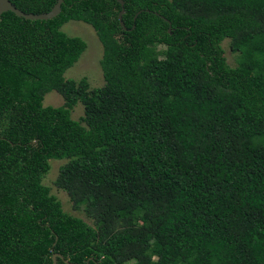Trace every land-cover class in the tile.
<instances>
[{"label":"trees","instance_id":"16d2710c","mask_svg":"<svg viewBox=\"0 0 264 264\" xmlns=\"http://www.w3.org/2000/svg\"><path fill=\"white\" fill-rule=\"evenodd\" d=\"M123 6L125 28L117 0L0 16V264H264V0ZM69 20L102 45L101 86L64 76L87 46ZM50 159L91 224L43 183Z\"/></svg>","mask_w":264,"mask_h":264},{"label":"rangeland","instance_id":"374dc122","mask_svg":"<svg viewBox=\"0 0 264 264\" xmlns=\"http://www.w3.org/2000/svg\"><path fill=\"white\" fill-rule=\"evenodd\" d=\"M62 30L68 35L80 36L87 44L79 59L65 71L64 76L66 78H73L75 80H79L84 77L88 81L90 88L101 86L104 82L99 63L102 56V45L98 40L94 29L91 27V25L85 22L69 20L62 26ZM161 47L163 46H158V48ZM222 47L226 62L230 66H235L236 53L231 52L227 39L222 42ZM42 103L44 106H59L63 103V99L59 93L52 90L44 95ZM82 116L83 105L80 102H77L71 109V117L75 120H78ZM65 161V159H50V169L44 176L43 183L50 187V193L55 195L60 201L65 212L76 217H80L88 224H91V219L85 215L83 210L81 208H74L67 193L64 190L56 187L54 184V180L58 174L59 166Z\"/></svg>","mask_w":264,"mask_h":264},{"label":"water","instance_id":"95a60500","mask_svg":"<svg viewBox=\"0 0 264 264\" xmlns=\"http://www.w3.org/2000/svg\"><path fill=\"white\" fill-rule=\"evenodd\" d=\"M117 1L120 3V6H121L120 11L118 12V20H119L121 27L125 28L124 23L122 21V15L124 13L123 0H117ZM62 2H63V0H56L54 5L52 6V8L47 12H42V13H30L29 12V13H27V12L20 10L16 6H14L10 0H0V16L3 12L11 11V12L15 13L17 16H20V17H23V18L29 19V20H48V19L53 18L57 14H59V12L61 10ZM138 13H139V11L136 13V15H134V19L136 18ZM169 25H170V23H169ZM133 27H134V25H133ZM168 31H170V26L168 28ZM58 256H60V254H58V253L52 254V263L51 264H56ZM65 261L67 262V260H65Z\"/></svg>","mask_w":264,"mask_h":264}]
</instances>
